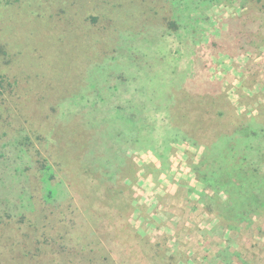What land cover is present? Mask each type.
Segmentation results:
<instances>
[{"label": "rangeland", "instance_id": "rangeland-1", "mask_svg": "<svg viewBox=\"0 0 264 264\" xmlns=\"http://www.w3.org/2000/svg\"><path fill=\"white\" fill-rule=\"evenodd\" d=\"M0 46V264H264V0H0Z\"/></svg>", "mask_w": 264, "mask_h": 264}, {"label": "trees", "instance_id": "trees-1", "mask_svg": "<svg viewBox=\"0 0 264 264\" xmlns=\"http://www.w3.org/2000/svg\"><path fill=\"white\" fill-rule=\"evenodd\" d=\"M171 26L172 27H174V28H177V26H178V24L177 23H175V22H173V23H171ZM4 56V55H6V52H5V50L3 49V47H1L0 46V57L1 56ZM43 170H45V175H46V172H48V167H46L45 165H43ZM50 170H51V167H50ZM216 175H217V177H218V180H219V174L218 173H216Z\"/></svg>", "mask_w": 264, "mask_h": 264}]
</instances>
